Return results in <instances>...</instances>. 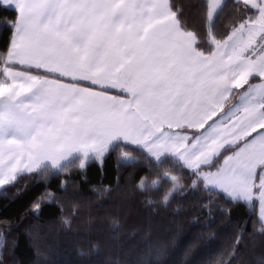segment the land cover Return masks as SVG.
Returning <instances> with one entry per match:
<instances>
[{"label":"snow or ice","instance_id":"6c2138e0","mask_svg":"<svg viewBox=\"0 0 264 264\" xmlns=\"http://www.w3.org/2000/svg\"><path fill=\"white\" fill-rule=\"evenodd\" d=\"M6 3L17 17L0 54V188L86 170L127 144L137 153L121 148L127 165L167 164L194 189L258 201L264 222V0H235L223 32L221 0H200L201 37L171 0ZM164 177L167 202L184 185Z\"/></svg>","mask_w":264,"mask_h":264},{"label":"trees","instance_id":"16d2710c","mask_svg":"<svg viewBox=\"0 0 264 264\" xmlns=\"http://www.w3.org/2000/svg\"><path fill=\"white\" fill-rule=\"evenodd\" d=\"M171 3L186 28L203 36L200 0ZM234 5L224 0L217 31L236 20ZM16 17L15 9L0 3V54ZM121 148L137 154L123 144L86 170L26 175L0 190V264H258L264 258L257 205L194 189L167 164L151 173L144 161L129 166ZM165 171L181 176L184 185L167 202L172 184ZM146 176L157 184L142 192L137 184Z\"/></svg>","mask_w":264,"mask_h":264},{"label":"rangeland","instance_id":"374dc122","mask_svg":"<svg viewBox=\"0 0 264 264\" xmlns=\"http://www.w3.org/2000/svg\"><path fill=\"white\" fill-rule=\"evenodd\" d=\"M223 2H224V0H221V6H222ZM0 3L3 4V5H5V6H8V7L14 9V5L6 3V0H0ZM98 162H99V161H98ZM99 163H100V162H99ZM100 164H101V163H100ZM7 186H8V185H7ZM4 187H6V186H4ZM2 189H3V188H0V190H2ZM251 205H257L258 208H259V213L261 214V206H260V204H259L258 201H253V203H252ZM263 224H264V222H263Z\"/></svg>","mask_w":264,"mask_h":264},{"label":"crops","instance_id":"0c3cea01","mask_svg":"<svg viewBox=\"0 0 264 264\" xmlns=\"http://www.w3.org/2000/svg\"><path fill=\"white\" fill-rule=\"evenodd\" d=\"M133 146V145H132ZM258 212H259V208H258ZM259 217H260V213H259Z\"/></svg>","mask_w":264,"mask_h":264}]
</instances>
